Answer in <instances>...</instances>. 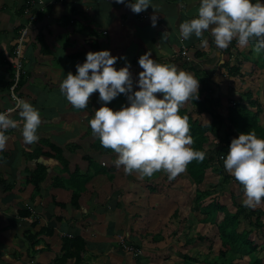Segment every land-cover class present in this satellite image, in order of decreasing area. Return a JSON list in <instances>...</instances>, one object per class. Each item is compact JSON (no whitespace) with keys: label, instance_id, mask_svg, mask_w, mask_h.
Returning <instances> with one entry per match:
<instances>
[{"label":"crops","instance_id":"crops-1","mask_svg":"<svg viewBox=\"0 0 264 264\" xmlns=\"http://www.w3.org/2000/svg\"><path fill=\"white\" fill-rule=\"evenodd\" d=\"M26 1L0 0V111L15 105L8 84L12 73L14 77L16 39L29 21ZM35 3V18L22 47L23 73L16 94L39 109L41 124L38 140L25 143L17 109L11 116L18 127L5 130L8 141L0 151V264H75L74 259L58 260L62 239L75 237L85 242L79 264H182L184 255L191 256L190 237L180 232L188 213L192 214L190 207L186 205L188 212L180 214V223L171 229L159 207L183 200L186 184L192 186L185 171L177 180L169 179L164 170L150 177L136 171L125 173L123 166L114 164L117 154L101 145L88 121L103 103L113 110L127 104L126 95L103 102L96 90L86 108L80 109L67 101L59 83L69 71L75 74L86 52L109 49L110 54L130 62L136 88L142 70L138 57L150 51L157 62L191 73L199 79L202 97H218L223 105L245 91L239 87L240 76L228 73V68L237 55L249 56V50L240 48L235 39L219 49L210 31L204 32L209 38L207 47H201V38L194 34L184 39L179 25L197 14L196 0H152L153 6L139 13L116 0ZM153 13L158 16L155 26L150 21ZM193 58L203 67L191 63ZM126 61L118 59L115 66H124ZM229 61V67L224 66ZM186 105H190L188 100L182 106ZM51 146L58 149V155ZM40 167L44 179L36 189L32 178ZM171 187L182 188V193ZM167 188L175 193L166 192ZM46 229L52 233L47 235Z\"/></svg>","mask_w":264,"mask_h":264},{"label":"clouds","instance_id":"clouds-1","mask_svg":"<svg viewBox=\"0 0 264 264\" xmlns=\"http://www.w3.org/2000/svg\"><path fill=\"white\" fill-rule=\"evenodd\" d=\"M196 2L197 14L179 25L184 39L194 34L201 38L200 46L207 47L209 38L204 37V32L210 31L219 49L227 48L235 39L241 46L255 40V52L264 50V0ZM116 3H124L139 13L152 5V0H116ZM150 21L155 26L158 16L153 13ZM85 57L76 64L75 74L69 71L60 81L59 88L67 101L80 109L86 108L90 94L96 90L98 100L103 102L112 101L121 93L126 95L127 104L113 110L103 103L88 121L101 145L117 154L114 161L117 167L123 166L127 174L136 171L141 177L164 170L172 179L184 172L191 161L205 159V151L190 147L193 137L188 118L179 111L193 94L197 97L199 79L175 64L157 62L146 51L138 57L142 70L135 80L138 87L134 88L126 57L110 54L109 49L90 50ZM118 59H125L124 66H115ZM157 93L162 95L158 97ZM17 109L23 120L19 130L23 141L30 144L39 138V109L18 97L14 109L0 111V151L8 141L5 130L18 127L11 116ZM222 159L225 170L243 185L242 203L255 207L264 198V137H258L254 131L239 133L231 139Z\"/></svg>","mask_w":264,"mask_h":264},{"label":"trees","instance_id":"trees-1","mask_svg":"<svg viewBox=\"0 0 264 264\" xmlns=\"http://www.w3.org/2000/svg\"><path fill=\"white\" fill-rule=\"evenodd\" d=\"M248 44L255 46V40H250ZM260 55L262 62H264V50H261ZM241 58L243 59L244 57H238V55L234 57L235 63L228 68V73L241 76L239 71L241 67ZM229 64L230 61L224 63V66L229 67ZM20 77H22V74ZM12 80L13 73L8 84V89L12 84ZM19 84L20 81L18 86ZM254 89L243 91V93H240L241 96L238 97L237 100L228 99L224 115L218 113V110L221 108V100L218 97L213 98L211 95L202 97L200 91H198L197 97L196 94H193L192 97L188 99L190 108H195L194 112L188 110V105L185 107L181 106L179 111L182 116H187L188 118L190 134L193 137V144L190 145V147L206 152V157L203 161L193 160L187 165L185 170L190 182L196 187L194 190L195 198L193 200L192 209L194 212L205 217L209 222L215 223L214 225L219 231L217 234L211 231V235H199L197 240H206L214 243L215 239L218 237L221 242V250L219 252L221 257H225L228 254H232L233 251L243 248L250 259L247 264H262L261 259L255 254L257 246L251 238V235L256 234L264 227V222L262 220L264 217V210H262L261 207H249L246 211L244 205H240L235 201V193L231 191V186L229 188L231 198L230 205L222 204L217 201V199H211L205 202L206 199L218 197V191L221 186L229 183L230 180H235L239 194L243 195V185L233 176H229L225 173L222 156L229 150L231 139L238 136L241 132L254 131L258 137H264V124L258 120L260 113H262L264 117V111L262 110L264 104L259 97V95L264 93L263 83L260 89L259 85H256ZM222 126L225 129L224 133L220 136L219 131ZM210 143L214 145V151L210 148L207 149ZM51 148L56 152L58 151V149L53 146H51ZM43 171L44 168L40 167L34 175L35 178H32L36 189L38 188V183L44 179ZM209 175H218L220 177L219 184L207 185L203 190L197 188L202 185V183H205ZM223 192L224 190L220 193ZM261 201L264 202V198H262ZM241 216L249 219V230L238 231ZM45 232L47 235L52 233V231L48 229H46ZM230 247H233L232 249L235 250L231 251V249L228 251ZM61 251L62 256L58 260L65 261L67 259H74V263L79 264L81 255L85 252V242L79 237L73 239L63 238ZM195 263H197L195 257L188 255L183 256L182 264ZM223 263L234 264L232 261ZM208 264H218V262L214 260Z\"/></svg>","mask_w":264,"mask_h":264},{"label":"rangeland","instance_id":"rangeland-1","mask_svg":"<svg viewBox=\"0 0 264 264\" xmlns=\"http://www.w3.org/2000/svg\"><path fill=\"white\" fill-rule=\"evenodd\" d=\"M240 48H244L249 50V56L244 54V58L245 60H243L242 58L241 60V76L238 78V83H239V87L241 88V90H248V89H254V87L256 85H259V89L262 83H264V62H262L261 59V55L257 52H255L254 50V46H251L250 44H246L241 46ZM235 51V50H233ZM248 56V57H247ZM243 57V56H242ZM194 60H192L191 63L193 64H197V67L199 66V68L203 67L202 62H200L199 60L193 58ZM232 59V58H231ZM233 63H235V61H232ZM244 62V63H242ZM212 61H209V64H211ZM247 63V64H246ZM222 64V63H221ZM246 67V69H244V67ZM248 68V69H247ZM209 83V82H208ZM255 91V89H254ZM241 96V94H239V97ZM262 100H264V96L261 97ZM224 102V101H223ZM226 105L225 103H223V105L221 104V108L218 110V113L220 114H225V109H226ZM187 106V105H186ZM224 106V107H223ZM188 110L191 112H194L195 108H190V105L187 106ZM262 110L264 111V107H262ZM204 120V119H203ZM258 120L264 124V117L262 115V113L259 114L258 116ZM206 121V120H205ZM224 127H220V136L224 133ZM210 148L213 151L215 150V147L213 144L210 143L209 147H207V149ZM224 171L226 174H228L229 176H232L229 172H227L224 168ZM188 176L185 175V178H187ZM175 180H177V178H174ZM220 182V177L218 175H209V177L207 178V180L205 181V183H202V185L199 186V188L201 190L205 189L207 187V185H218ZM192 186H188V184H186V190L184 193V197L183 200H172V201H167L166 204H168L167 208L164 205H160L159 209L160 211H163V217H165V220L167 222V225L170 224V227H168V229L171 228H176L178 226V224L180 223V221L178 220L180 217V214L182 213H186L188 212V209L186 207V205L188 207H190V212L192 213L190 215V213H188V222L184 223V230L180 231L182 237H186L189 236L191 240V247H190V252H191V257H195L197 260V263L195 264H208L209 262H212L214 260H216L218 262V264H224L223 262L226 261H232L234 264H247L249 257L246 255L245 251L243 248H239L236 251H233L235 249H232L233 247H230L228 249V251H233L232 254H228L225 257H221L219 252L221 250V242L219 240V238L217 237L214 241V243L211 241H198L197 237L199 235L201 236H206V235H211V231H213L214 233H219L217 227L213 224V222H209L205 217H203L202 215L198 214L197 212L193 211V200L195 198L194 196V190H195V186L194 184L191 183ZM221 185V183H220ZM223 186V187H222ZM221 188L218 191V197H213V198H209L206 199L205 202L210 201L211 199H217V201H219L222 204H226V205H230L231 202V198H230V191L229 188L231 186V191H233L236 197V202L240 205H244L242 203V200L244 198V194L240 195L237 186V183L235 182V180H230L229 183H226L224 185H222ZM233 188V190H232ZM173 190H177L180 189L179 192L182 193V188H172ZM170 188L166 189V192H170V193H175V191H171ZM218 190V189H217ZM223 193H220L221 191H223ZM181 198V195H180ZM190 200V201H189ZM174 205H173V204ZM185 205V206H183ZM245 206V205H244ZM175 207V211L174 214L172 213ZM246 207V211H247V206ZM255 207H261L262 210H264V202H260L258 203ZM153 208H158V207H153ZM184 209V210H183ZM161 214V215H162ZM169 215V219L170 221H167V217ZM171 215V216H170ZM187 220V219H186ZM263 222H264V217L262 218ZM250 227V221L249 219H247L246 217L241 216L240 217V225L238 227V231L241 232L242 230H249ZM177 234V233H174ZM251 238L254 240V243L257 246L256 249V256L261 259L262 264H264V227L260 229L259 232H257L256 234H252ZM188 247V245L186 246ZM185 249V248H184ZM184 249H182L184 251ZM189 248H186V250H188ZM221 257V258H220Z\"/></svg>","mask_w":264,"mask_h":264},{"label":"built area","instance_id":"built-area-1","mask_svg":"<svg viewBox=\"0 0 264 264\" xmlns=\"http://www.w3.org/2000/svg\"><path fill=\"white\" fill-rule=\"evenodd\" d=\"M25 13L29 16V21L27 22V24L25 26H23V28L20 29L18 37H17V41H16V47L13 51L14 53V77L12 80V84L10 85L8 91H9V97L10 99L15 102H17V98L18 95L16 94V88L20 79V75L23 73L22 71V47L24 45V42L26 40V37L29 33V26L31 24V22L34 20L35 16H34V9L35 8V0H27L25 3ZM15 105L13 108H8V109H14ZM7 110V109H5ZM3 110V111H5ZM130 250H132V248H129Z\"/></svg>","mask_w":264,"mask_h":264},{"label":"bare ground","instance_id":"bare-ground-1","mask_svg":"<svg viewBox=\"0 0 264 264\" xmlns=\"http://www.w3.org/2000/svg\"><path fill=\"white\" fill-rule=\"evenodd\" d=\"M55 1H61V0H55ZM19 83V82H18ZM18 86V85H17Z\"/></svg>","mask_w":264,"mask_h":264}]
</instances>
